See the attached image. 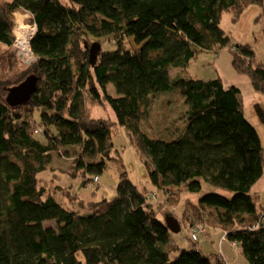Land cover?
Segmentation results:
<instances>
[{
  "label": "trees",
  "instance_id": "obj_1",
  "mask_svg": "<svg viewBox=\"0 0 264 264\" xmlns=\"http://www.w3.org/2000/svg\"><path fill=\"white\" fill-rule=\"evenodd\" d=\"M254 6L264 9V0H0V264H230L222 254L202 253L189 233L198 223L200 233L221 231V241L239 246L248 264H264V210L252 192L264 175V147L243 93L220 77L170 75L201 51L231 47L236 72L264 94V62H255L249 43L233 47L221 27L224 11L240 22ZM16 11L29 12L37 25L36 60L25 68L16 60ZM90 37L116 48L104 52L98 41L93 60ZM28 74L37 77L36 90L11 106L9 92ZM175 89L187 106L185 125L166 139L143 121L152 97ZM110 107L115 118L104 113ZM254 108L264 125L263 107ZM121 128L154 188L123 170L113 198L87 200L57 180L49 191L45 174L58 171L86 176L80 188L95 195L108 161L124 168L114 143ZM62 155L74 159L73 170L55 165ZM205 184L223 192H203ZM173 189L188 194L183 218L175 217L180 230L188 224V249L171 240L177 226L166 217L173 215L151 195Z\"/></svg>",
  "mask_w": 264,
  "mask_h": 264
},
{
  "label": "rangeland",
  "instance_id": "obj_2",
  "mask_svg": "<svg viewBox=\"0 0 264 264\" xmlns=\"http://www.w3.org/2000/svg\"><path fill=\"white\" fill-rule=\"evenodd\" d=\"M261 12L259 20H256V16ZM17 14L21 16V19L25 22H32L30 20L31 14L27 11H16L14 13V27ZM221 27L225 30L226 34L231 39V45L235 47L238 44H251L252 49L255 51V62H264V9L259 6L249 7L243 14L241 21H234V16L230 11H224L221 19ZM15 34V33H14ZM16 38V34H15ZM100 41L102 44V51H110L116 48L110 41L104 39H95L90 37V43ZM132 46L137 47L132 41ZM16 48V47H15ZM231 47L214 51H201L194 58H192L187 67L171 68L170 75L172 77L182 76L185 78L196 79H212L220 77L226 87L231 85L238 86L243 93V105L244 112L247 119L255 126L258 131L262 145L264 147V125L258 119L255 112V104L259 103L264 109V94L257 92L253 89L249 78L246 75H242L236 72L232 60L233 52ZM17 60V58H16ZM18 62V61H17ZM20 68H25L30 65H24L18 62ZM31 74H28L29 76ZM26 76V77H27ZM110 92L116 95V91L112 85H110ZM5 97V92H4ZM187 106L185 104L184 96L181 91L175 89L171 92H160L152 97V102L149 106V114L143 121L144 127L149 130L150 133L164 138L175 137L183 129L185 125L184 112ZM148 109V108H147ZM99 110H96V114ZM147 111V110H146ZM106 116L111 115L115 118L114 112L109 108L107 112H104ZM263 139V140H262ZM115 148L120 150L121 156L124 160V168L117 161H108L105 171L101 174L100 188L95 191V195L91 193L89 189H81L80 182L85 179L86 176L74 177L69 173L62 174L58 171L46 173L47 180H49V191H52V185L55 183L62 184L63 186L70 187L72 191L78 192L81 197L87 200H100L103 197L113 198L116 195V187L119 182L120 174L123 170L129 171V177L138 184L144 185L148 188H154L149 183L148 172L145 163H143L136 148L132 145L131 141L124 132V128L114 136ZM55 165L60 166L66 170H73L72 164L74 159L69 156H54ZM54 165V166H55ZM57 180V182H55ZM151 194L155 198V202H164V213L172 214L174 217L183 218L182 208L183 201L188 196L185 192H176L174 189L167 193L163 191L154 190ZM223 192L220 189L214 188L208 184H205L204 191ZM227 194V193H225ZM152 196V197H153ZM177 196V200H176ZM58 201L66 208H70V202L63 196L60 191L57 193ZM168 198L165 200V198ZM175 198V199H174ZM259 209V208H258ZM178 218V219H179ZM47 226H55L56 222H47ZM184 226L178 231L171 228V240H177V243L182 248H190L191 240L188 234V224L184 222ZM215 227L209 228L207 232L200 233L198 235V245L202 249V253L206 256L213 257L217 255H223L226 251V257L230 264H248V261L241 251V255H236L231 246H228L226 242L222 245L220 241L221 233L217 231ZM241 250V248L239 247ZM224 254H223V253Z\"/></svg>",
  "mask_w": 264,
  "mask_h": 264
},
{
  "label": "built area",
  "instance_id": "obj_3",
  "mask_svg": "<svg viewBox=\"0 0 264 264\" xmlns=\"http://www.w3.org/2000/svg\"><path fill=\"white\" fill-rule=\"evenodd\" d=\"M23 22L25 24V28L29 30V42L28 45L23 44V36H20L19 33L21 31L20 22ZM37 30V25L34 22H25L24 20H19L18 16L15 19V27H14V33L16 34L14 46L16 47V58L17 61L24 65H31L35 60L36 56L34 55L31 47V40L34 37ZM22 37V39H21ZM99 180V177L96 176L94 178V182H97ZM205 230V226L198 223L194 225L190 229V236L194 241L198 240V235L201 231Z\"/></svg>",
  "mask_w": 264,
  "mask_h": 264
},
{
  "label": "water",
  "instance_id": "obj_4",
  "mask_svg": "<svg viewBox=\"0 0 264 264\" xmlns=\"http://www.w3.org/2000/svg\"><path fill=\"white\" fill-rule=\"evenodd\" d=\"M100 51L101 43L98 41L93 42L90 47V53L93 60L97 58ZM36 85L37 77L34 74L27 76L19 85L11 89L8 94L7 101L11 106L27 103L31 99L33 92L36 90ZM166 218L170 226H172L174 222V225L177 226L175 230H180V225L178 224L175 217L171 216Z\"/></svg>",
  "mask_w": 264,
  "mask_h": 264
},
{
  "label": "crops",
  "instance_id": "obj_5",
  "mask_svg": "<svg viewBox=\"0 0 264 264\" xmlns=\"http://www.w3.org/2000/svg\"><path fill=\"white\" fill-rule=\"evenodd\" d=\"M252 192L258 197V205H259L260 211L264 210V175L253 185ZM220 233H221V237H220V241H221L222 232L220 231ZM226 242L228 243V246H231L232 251L236 255H238V256L241 255L242 250L239 249V246H235L234 244H232L228 241H221L222 245H225ZM224 253L226 254V251ZM225 254H224V256L227 259ZM227 261H228V259H227Z\"/></svg>",
  "mask_w": 264,
  "mask_h": 264
},
{
  "label": "bare ground",
  "instance_id": "obj_6",
  "mask_svg": "<svg viewBox=\"0 0 264 264\" xmlns=\"http://www.w3.org/2000/svg\"><path fill=\"white\" fill-rule=\"evenodd\" d=\"M17 16H18L19 20H22L21 16H19V14H17ZM20 27H21V31H20L19 35L23 36V39H24L23 44L28 45V42L30 39L29 38V30L27 28H25V24L22 21L20 22ZM21 39H22V37H21Z\"/></svg>",
  "mask_w": 264,
  "mask_h": 264
}]
</instances>
